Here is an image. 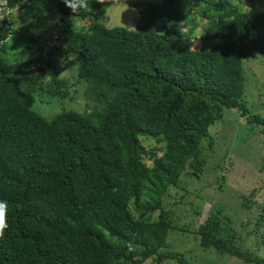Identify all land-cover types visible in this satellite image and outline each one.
<instances>
[{
	"label": "trees",
	"instance_id": "16d2710c",
	"mask_svg": "<svg viewBox=\"0 0 264 264\" xmlns=\"http://www.w3.org/2000/svg\"><path fill=\"white\" fill-rule=\"evenodd\" d=\"M114 1L87 0V10L72 13L56 0L50 16L62 22L60 42H40L34 58L10 61L8 42L0 45V200L8 203L0 264H194L192 258L204 257L191 249L189 260L185 251L171 249L170 231L192 233L200 249L264 264V199L246 235L222 208L196 225V216L180 223L173 206L184 196L166 200L182 175L210 171L217 179V171L226 172L222 152L211 163L204 141L213 142L209 127L224 110L251 113L243 60L264 61V0H245L246 10L239 7L244 0H198L199 13L208 18L206 45L198 49L178 26L189 14L183 0H124L141 13L133 30L96 21ZM8 3L12 18L16 11L21 19L41 9L32 0ZM85 19L86 27L75 21ZM12 22L0 19V40ZM69 58L78 63L63 77ZM82 82L84 109L46 117L33 108L37 95L44 101L41 94L65 105L70 89ZM246 118L260 125L249 137L256 139L249 165L259 173L264 115ZM149 138L155 143L145 144ZM229 158L227 165L237 159L233 151ZM257 189L241 193L239 206L251 210ZM191 210L200 214L196 206ZM251 233L252 245L261 239L259 250L247 241ZM203 259L196 263L207 264Z\"/></svg>",
	"mask_w": 264,
	"mask_h": 264
},
{
	"label": "rangeland",
	"instance_id": "374dc122",
	"mask_svg": "<svg viewBox=\"0 0 264 264\" xmlns=\"http://www.w3.org/2000/svg\"><path fill=\"white\" fill-rule=\"evenodd\" d=\"M3 1L8 3V0ZM32 1L33 5H41L44 9H41L42 11L38 15L22 14L21 19H19L20 12H15V20H20V22H23L24 26L22 25L18 32H11L8 37V50L5 56L10 61H21L22 59L27 60L34 58L40 51V42L42 46L50 43L58 44L60 42L58 35L61 31L62 22L54 20L50 22L52 16H50V11H48V9H50L48 7L49 2L52 3V11H57L55 6L56 0ZM258 1L263 3V0ZM200 4L202 3L198 0H183L182 7L187 9L189 14L186 15L185 19L180 21L178 25L192 49H198L206 45V42L203 41L202 34L208 24V18L199 13L198 8ZM239 4L241 10L249 8V6L245 4V0ZM104 15L105 19L99 18L96 21L107 27L122 26L129 30L135 29L136 24L141 18V13L138 9L129 6L124 0H115L106 9ZM75 21L80 27H86L90 24L88 19ZM12 25L13 29L15 21ZM31 33L35 34L31 35ZM33 38H37L38 40L35 41ZM75 63H78V59L69 58L66 60L64 66H68L70 69L65 68L60 75L63 77L67 75L71 76L73 70L70 66ZM263 65L264 61L258 57L243 60L245 77L247 78L245 98L248 106H251V113L243 114L236 108L224 110L223 117L209 127L210 137L213 142L209 143L204 141L206 142L205 147L207 148L211 163L215 164L219 159V154L222 152L223 163L221 166L224 167L226 165V172L219 173V171H217V179L216 172L210 171H204L198 178H196V176L182 175V181L178 185L179 188L174 187L171 190L174 196L166 198L167 201L173 203L175 200L178 201V198L181 199L184 196L181 202L173 206L174 210L177 212V220L180 223L187 221L193 222L194 216H196L197 219H194L193 223L196 225L197 222L207 217L210 210L222 208L224 213L232 216L234 226L237 227L242 234L246 235L247 231L251 230L253 225H255L256 215L261 212V208L257 205L264 199V188L262 187V185H264V170L258 173L256 169L251 168L249 165L251 163V159H249L250 153H253L254 150H252V147L256 142L254 137H249H251L250 135L253 132H251L252 128H260V125L255 126L249 124L246 116L257 111L264 115ZM74 79L73 77L70 81ZM83 83L84 82L75 86V92L70 89L68 97L64 99L65 105H62V101L58 98H53V100L47 95L41 94L44 101L39 100V95H37L33 108L46 117H52L63 108L82 110L85 107V101L88 100V98L84 99L83 97V87L84 89L86 88V86L82 87ZM89 103L92 104V102ZM87 109L89 110V108ZM247 134V138L244 139ZM144 143L152 145L155 143V139H145ZM162 143L163 142H159V144ZM231 151L236 154L237 159H234L232 164L227 165V162L230 160ZM147 161L150 163L148 159ZM221 174L226 176L225 181L221 180ZM219 180H221V184L223 185L221 187H218ZM254 186L258 189L253 197V206L251 210H246L239 206V195L241 193L248 194ZM194 206L200 210L199 215H195L192 212L191 209ZM243 224L246 225V232L244 231ZM260 231L261 227H258L257 233L259 234ZM168 240L171 249L185 251L189 260L193 256L189 251L193 249L196 252L192 253L204 255V257L201 258H204V261L207 260V264H243L238 258L220 254L214 249H200L192 233L170 231ZM247 241L251 243V247L255 250H259L262 246L261 239H259L256 244L252 245L255 243L253 233L247 236ZM201 258H192V260H194V264H197L196 261L199 262ZM144 264H149V261H145ZM161 264H177V262L172 259H166Z\"/></svg>",
	"mask_w": 264,
	"mask_h": 264
},
{
	"label": "clouds",
	"instance_id": "9594fccd",
	"mask_svg": "<svg viewBox=\"0 0 264 264\" xmlns=\"http://www.w3.org/2000/svg\"><path fill=\"white\" fill-rule=\"evenodd\" d=\"M62 2L65 4L66 7H68L71 10L72 13H78L81 10H87L88 8L87 0H62ZM97 2L102 3L103 0H97ZM7 6L10 8V12L3 19L4 20L10 19L12 21L11 12L13 10V7H11L9 3H7ZM10 34L8 35V37L10 36ZM8 37H6V39H1L0 45L3 44L4 42H8ZM7 221H8V203L7 201L0 200V237L3 236L4 230L8 227Z\"/></svg>",
	"mask_w": 264,
	"mask_h": 264
},
{
	"label": "crops",
	"instance_id": "0c3cea01",
	"mask_svg": "<svg viewBox=\"0 0 264 264\" xmlns=\"http://www.w3.org/2000/svg\"><path fill=\"white\" fill-rule=\"evenodd\" d=\"M39 6L41 7V9H44L41 5H39ZM48 7L50 8V9L47 8L48 11H50V14H52V13L54 12V10L52 11L53 6H52V3H51V2L48 3ZM41 9H40V11H38L39 13H41V11H42ZM34 15H38V13H37V14L34 13ZM15 17H16V16L14 15V18H12V20L14 19V21H15V26H14L13 29L11 30V32H14V33H15L16 31L18 32V30H19V29L21 28V26L23 25L22 23H20V20H15ZM41 18H43V17H41ZM53 20L55 21V19H52V18H51V19H50V22H52ZM14 21L12 22V24H14ZM20 24H21V25H20ZM12 26H13V25H12ZM19 26H20V27H19ZM46 28H48V27H46ZM32 34H35V33H32ZM32 34H31V35H32Z\"/></svg>",
	"mask_w": 264,
	"mask_h": 264
},
{
	"label": "built area",
	"instance_id": "2783aa9c",
	"mask_svg": "<svg viewBox=\"0 0 264 264\" xmlns=\"http://www.w3.org/2000/svg\"><path fill=\"white\" fill-rule=\"evenodd\" d=\"M9 12L10 8L7 6V3L0 0V19H3Z\"/></svg>",
	"mask_w": 264,
	"mask_h": 264
},
{
	"label": "water",
	"instance_id": "95a60500",
	"mask_svg": "<svg viewBox=\"0 0 264 264\" xmlns=\"http://www.w3.org/2000/svg\"><path fill=\"white\" fill-rule=\"evenodd\" d=\"M43 70V67H39V68H32V69H29V70H23V71H20V74H29V73H35V72H40Z\"/></svg>",
	"mask_w": 264,
	"mask_h": 264
}]
</instances>
